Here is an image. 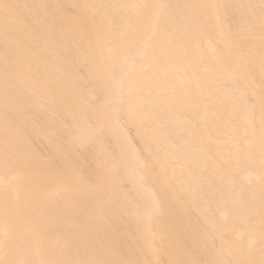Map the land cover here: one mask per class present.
<instances>
[{"label": "bare ground", "instance_id": "1", "mask_svg": "<svg viewBox=\"0 0 264 264\" xmlns=\"http://www.w3.org/2000/svg\"><path fill=\"white\" fill-rule=\"evenodd\" d=\"M0 264H264V0H0Z\"/></svg>", "mask_w": 264, "mask_h": 264}]
</instances>
